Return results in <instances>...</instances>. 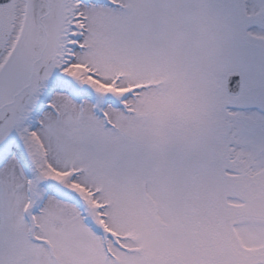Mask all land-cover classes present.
Segmentation results:
<instances>
[{
  "label": "snow or ice",
  "instance_id": "snow-or-ice-1",
  "mask_svg": "<svg viewBox=\"0 0 264 264\" xmlns=\"http://www.w3.org/2000/svg\"><path fill=\"white\" fill-rule=\"evenodd\" d=\"M0 264H264V0H0Z\"/></svg>",
  "mask_w": 264,
  "mask_h": 264
}]
</instances>
